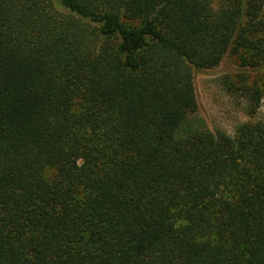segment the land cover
<instances>
[{
  "label": "trees",
  "instance_id": "trees-1",
  "mask_svg": "<svg viewBox=\"0 0 264 264\" xmlns=\"http://www.w3.org/2000/svg\"><path fill=\"white\" fill-rule=\"evenodd\" d=\"M227 53L264 64V0H0V264H264V115L194 118Z\"/></svg>",
  "mask_w": 264,
  "mask_h": 264
},
{
  "label": "rangeland",
  "instance_id": "rangeland-1",
  "mask_svg": "<svg viewBox=\"0 0 264 264\" xmlns=\"http://www.w3.org/2000/svg\"><path fill=\"white\" fill-rule=\"evenodd\" d=\"M257 74L264 75V64L255 68L241 66L239 58L229 53L223 56L216 67L194 71L198 103L194 118L203 120L211 131L222 130L233 136L239 125L262 117L264 101L261 102L256 115L251 118L246 113L245 99L233 88L238 84L239 77L251 78ZM44 174L47 178L54 175L52 169H46Z\"/></svg>",
  "mask_w": 264,
  "mask_h": 264
}]
</instances>
